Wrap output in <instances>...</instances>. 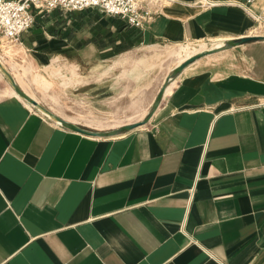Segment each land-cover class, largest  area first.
<instances>
[{
	"label": "crops",
	"instance_id": "1",
	"mask_svg": "<svg viewBox=\"0 0 264 264\" xmlns=\"http://www.w3.org/2000/svg\"><path fill=\"white\" fill-rule=\"evenodd\" d=\"M247 1H152L142 29L96 10L37 18L18 47L82 75L111 38L251 39L187 65L147 123L114 136L68 130L0 88V264H264V0ZM157 68L140 58L127 75Z\"/></svg>",
	"mask_w": 264,
	"mask_h": 264
},
{
	"label": "rangeland",
	"instance_id": "2",
	"mask_svg": "<svg viewBox=\"0 0 264 264\" xmlns=\"http://www.w3.org/2000/svg\"><path fill=\"white\" fill-rule=\"evenodd\" d=\"M263 27L264 25H261L259 31ZM117 41L111 38L110 42H107L110 46L106 47L103 61L99 64H89L83 75L79 70L83 68L77 66L74 61L67 62L63 57L52 56L43 62V58L38 59L36 54L29 51L27 55L35 61V68L25 71L20 58L6 59L0 50V55L5 58L4 65L0 68V88L7 84L12 87V78L20 87L23 86L42 108L65 121L91 130L107 132L118 130L125 124L141 121L151 110L152 96L163 78L170 73L168 69L174 65V62L168 59L167 49L175 48L177 44L162 43L133 49L126 44L115 47ZM3 43L9 42H1L0 45ZM18 46L17 43L8 44L10 51L23 50ZM156 53L160 55L155 57ZM140 58L148 63H156L159 68L150 72L146 81L137 82L128 76L131 74L128 71ZM137 67L142 68L141 65ZM143 110H147V114L141 117ZM49 119L55 122L54 118Z\"/></svg>",
	"mask_w": 264,
	"mask_h": 264
},
{
	"label": "built area",
	"instance_id": "3",
	"mask_svg": "<svg viewBox=\"0 0 264 264\" xmlns=\"http://www.w3.org/2000/svg\"><path fill=\"white\" fill-rule=\"evenodd\" d=\"M152 1L157 0H0V43L19 44L21 36L34 27L38 17L54 11L96 10L128 26L142 29L150 21L152 11L149 4ZM246 10L252 13L248 8ZM192 195L193 189L188 198L189 204Z\"/></svg>",
	"mask_w": 264,
	"mask_h": 264
},
{
	"label": "water",
	"instance_id": "4",
	"mask_svg": "<svg viewBox=\"0 0 264 264\" xmlns=\"http://www.w3.org/2000/svg\"><path fill=\"white\" fill-rule=\"evenodd\" d=\"M257 38L264 40V36L263 37H257ZM250 39H251L250 37H243V38L234 39V40H227L224 43V45L221 47L209 49V50L197 53V54L189 57L188 59H186L185 61L180 63L177 67H175L172 71H170L169 74H167V76L165 77V81L163 82V84L160 87L155 99L152 102L150 112L146 115V117L144 119H142L141 121L135 122V123H131V124L121 126V128L118 130H112V131H107V132L91 130V129L79 126L77 124L65 121L64 119H62L60 117H57L56 115H54L49 110L42 108L40 103L36 99L32 98L28 93H26L12 78H10V81H11L12 88L15 90V92L23 100L28 102L33 107L37 108L39 111L45 112L48 115H50L51 118H54L55 122H58L59 125H61L62 127L66 128L68 130L74 131V132H78V133L83 134V135H87V136H93V137L114 136V135H117V134L122 133V132L130 131L134 128H137L140 125H144L145 123H147L149 118L151 117L152 113L155 111V109L159 105V102H160V100H161V98H162V96H163V94L167 88L168 82L171 79H173L178 73H180L187 65H189L190 63H192L193 61H195L196 59H198L204 55H208V54L214 53L218 50L225 49V48H228L231 46L239 45L240 43L247 42ZM1 67H2V65L0 63V68Z\"/></svg>",
	"mask_w": 264,
	"mask_h": 264
},
{
	"label": "bare ground",
	"instance_id": "5",
	"mask_svg": "<svg viewBox=\"0 0 264 264\" xmlns=\"http://www.w3.org/2000/svg\"><path fill=\"white\" fill-rule=\"evenodd\" d=\"M258 23H259V25L257 27H261V25H264V22L262 20H260V19H258ZM226 41L227 40L225 38L212 39V40H209L208 42L207 41H203V40H196V41H192V42L179 43V44L176 45L175 48H168L167 49V51L169 52L168 59H170L171 61L174 62V65L171 66L168 70L169 71H172L180 63H182L183 61H185L186 59H188L189 57H191V56H193V55H195L197 53H200V52H203V51H206V50H209V49H214V48L221 47V46L224 45V43ZM8 44L9 43H7V44H4L3 43V44L0 45V47H1L0 50L3 52V55L7 59L12 60L14 58H20L21 61H22V63L24 64L23 65L24 66L23 67L24 70H28V69H30L34 65L33 62H32V60L25 54V50L24 49L23 50H18V51H10V48L8 47ZM0 63L2 65V67H3V64L1 62V60H0ZM172 80L173 79H171L168 82L167 87L170 85V83L172 82ZM164 81H165V79H164ZM6 91L10 95H14V96H16L18 98H21L9 84H7ZM31 97L33 98V96H31ZM42 113L45 116L51 118V116L48 115L47 113H45V112H42ZM56 123L59 124L58 122H56ZM133 123H135V122H133ZM97 126H100V125L98 124ZM140 126H142V125H140Z\"/></svg>",
	"mask_w": 264,
	"mask_h": 264
}]
</instances>
